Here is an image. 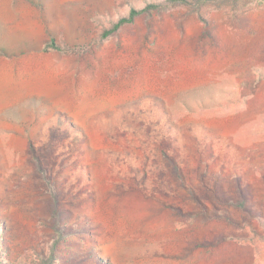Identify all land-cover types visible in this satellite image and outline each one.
<instances>
[{"label":"rangeland","instance_id":"374dc122","mask_svg":"<svg viewBox=\"0 0 264 264\" xmlns=\"http://www.w3.org/2000/svg\"><path fill=\"white\" fill-rule=\"evenodd\" d=\"M154 1L0 0L15 259L264 264V0Z\"/></svg>","mask_w":264,"mask_h":264},{"label":"trees","instance_id":"16d2710c","mask_svg":"<svg viewBox=\"0 0 264 264\" xmlns=\"http://www.w3.org/2000/svg\"><path fill=\"white\" fill-rule=\"evenodd\" d=\"M188 0H162L154 1L148 4L144 9L132 8L127 16L121 17L111 29L106 32V37L122 30L126 26L133 24L135 20L144 13H151L155 11H164L170 8L183 7L188 5ZM238 1V0H237ZM54 46V44H51ZM55 198L57 194L54 193ZM57 201V199H56ZM63 212H54V218H58ZM60 235L64 232L63 229L57 228ZM70 235L67 231L63 233L58 239L66 238ZM12 236L9 232L4 221L0 220V264H61L59 257L56 256L57 245L55 243L47 244V248H43L41 251L34 250L31 256L25 261H19L13 257L12 254ZM56 242V241H55Z\"/></svg>","mask_w":264,"mask_h":264}]
</instances>
